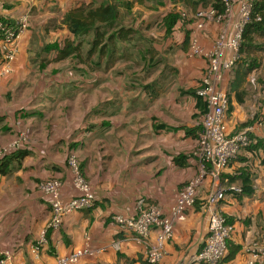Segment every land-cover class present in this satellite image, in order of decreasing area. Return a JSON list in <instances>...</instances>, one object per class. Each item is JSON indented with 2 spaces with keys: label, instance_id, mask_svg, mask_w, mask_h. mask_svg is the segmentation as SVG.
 Segmentation results:
<instances>
[{
  "label": "crops",
  "instance_id": "1",
  "mask_svg": "<svg viewBox=\"0 0 264 264\" xmlns=\"http://www.w3.org/2000/svg\"><path fill=\"white\" fill-rule=\"evenodd\" d=\"M198 1L195 10L179 0H0V17L16 21L30 15L12 72L0 82V146L20 133L28 137L9 160L10 172L0 174V250L11 251L14 264H55L58 256L80 248L94 255L76 264H150L144 246L113 216L137 215L139 198L170 214L182 186L199 174L194 151L207 108L197 90L208 60L191 54V40L197 36L210 51L224 25L234 32L239 13L235 7L229 22H209L197 30L195 12L210 6L209 0ZM105 2L118 6L117 24L132 30L115 36L103 55L88 57L89 35L80 57L62 59L60 49L76 40L66 14ZM177 11H186L188 18L183 22L179 15L169 30L166 18ZM258 41L264 44V37ZM255 59L240 89L243 101L232 93L230 133L264 119V46ZM237 67L225 73L223 89L229 91ZM252 137L222 176L227 187L241 189L228 191L221 209L235 226L232 243L242 247L222 264H248L243 248L255 242L264 246V130L256 127ZM70 153L79 157L96 199L48 230V242L36 254L33 245L52 215L42 184L57 178L64 201L75 194ZM209 180L199 190L197 205L176 223L159 264H182L201 249L207 233L201 205ZM156 233L153 229L152 240Z\"/></svg>",
  "mask_w": 264,
  "mask_h": 264
},
{
  "label": "built area",
  "instance_id": "2",
  "mask_svg": "<svg viewBox=\"0 0 264 264\" xmlns=\"http://www.w3.org/2000/svg\"><path fill=\"white\" fill-rule=\"evenodd\" d=\"M209 1L208 8L198 10L194 14L197 30L204 29L209 22L223 24L229 22L235 7L239 13V20L231 34L224 25L210 51L204 50L197 36H193L191 40V54L206 57L208 60L207 71L197 90V94L204 100L207 108L194 151L200 161L199 174L182 186L170 214H165L159 206L148 204L144 198H139L137 215L133 217L113 216L117 224L133 232L136 241L144 246L147 261L151 264H159L164 259L167 253L166 245L174 237L176 223L184 221L189 208L196 205L199 190L207 184V178L210 179V190L203 205L207 217V233L202 248L182 264H220L222 262L228 251V242L233 238L235 226L228 221L220 204L225 200L228 191L241 193L239 187H226L223 184V172L240 151L252 143L251 136L255 128L259 127L264 130L263 119L235 133H230L227 126L230 102L228 91L222 88L225 73L233 72L237 67L243 32L251 21L256 0ZM180 15L182 21L185 22L188 13L180 11ZM29 17L27 13L16 21L0 18V82L12 72V64L18 53L20 35L28 27ZM27 140V135L20 133L5 145H1L0 162L6 156L24 148ZM67 164L75 194L68 201H64L62 182L57 178H50L42 184V190L49 200L52 215L41 237L33 245V252L36 254H39L48 242V230L59 228L67 215L91 207L96 199L93 187L84 175L79 157L75 153H70L67 157ZM153 229L157 230L154 240L151 239ZM113 247L120 248L118 243H114ZM243 251L249 256L248 264H255L260 258L264 264V246L255 242L245 246ZM92 255L94 251L90 248L75 249L66 255L58 256L55 264H76L84 256ZM0 264H14L13 253L9 250H0Z\"/></svg>",
  "mask_w": 264,
  "mask_h": 264
},
{
  "label": "trees",
  "instance_id": "3",
  "mask_svg": "<svg viewBox=\"0 0 264 264\" xmlns=\"http://www.w3.org/2000/svg\"><path fill=\"white\" fill-rule=\"evenodd\" d=\"M143 1V0H138ZM180 2L186 4L187 6H191L193 9H197L199 5L198 0H179ZM180 13L177 11L176 13L170 14L166 18L170 20L168 24V29L170 30L172 24L178 19ZM119 16V8L114 3H101L99 5H88L82 6L76 9L70 10L65 16V23L68 25L70 31L76 36L75 41H67L65 46L60 49L61 58H67L70 56L80 57V48L82 46L83 41L89 35H93L92 40H90L91 47L88 50V57L93 56L98 53L99 55H103L106 51L107 45L113 40L115 36H119L123 31H130L132 28H126L124 26H120L117 24ZM2 19H6L0 17ZM260 18V19H258ZM9 20V19H7ZM11 21V20H10ZM259 37H264V0H256L253 8V12L251 15V21L246 25L245 30L243 32V42L240 50V58L238 60V67L235 71V77L230 84V88L228 91L229 102L231 103L232 93L236 94L238 101H243V96L245 91H241V87L246 81L249 73L255 67V57L253 54L255 51H262L264 44H260L258 42ZM77 43V44H76ZM49 49H59L57 45L48 46ZM243 53L251 54L249 59L242 58ZM253 61V62H252ZM243 65H247L244 67ZM232 110L230 105L229 111ZM249 124V123H247ZM246 124V125H247ZM252 142L254 138L251 136ZM19 152V151H18ZM15 154H11L6 156L0 162V174L7 175L10 172V169L7 168L9 164V160ZM8 160V161H7ZM198 201V200H197ZM205 202V201H204ZM197 205V203H196ZM195 205V206H196ZM204 203L201 205L203 209ZM226 218L228 216L225 214ZM230 223L233 224L230 219H228ZM203 245V244H202ZM202 248V247H201ZM242 247L240 245H235L232 243V239L228 242V251L226 256L223 258L222 264L225 261H230L236 257V255L240 252ZM149 263V262H148ZM151 264V263H150Z\"/></svg>",
  "mask_w": 264,
  "mask_h": 264
},
{
  "label": "rangeland",
  "instance_id": "4",
  "mask_svg": "<svg viewBox=\"0 0 264 264\" xmlns=\"http://www.w3.org/2000/svg\"><path fill=\"white\" fill-rule=\"evenodd\" d=\"M258 42H260V41H258ZM253 54L256 55L257 52L255 53V51H254ZM250 57H251V54L248 55V54H246V53H245V54L243 53V55H242V58L249 59ZM70 62H71L70 65H72L71 67H73V69H76V66H74V64H75V60H73V61L71 60ZM97 72H98V71H97ZM96 76L99 78V73L96 74ZM223 184H224V183H223ZM224 185L226 186V184H224ZM226 187H227V186H226ZM226 197H227V196H226ZM225 200H226V198H225ZM225 200H224V201H225ZM224 201H223V202H224ZM223 202H221L220 207H221V205L223 204ZM228 219H230V218L228 217ZM230 221H231V219H230ZM243 249H244V248H243Z\"/></svg>",
  "mask_w": 264,
  "mask_h": 264
}]
</instances>
